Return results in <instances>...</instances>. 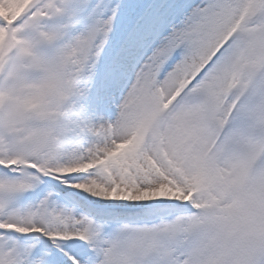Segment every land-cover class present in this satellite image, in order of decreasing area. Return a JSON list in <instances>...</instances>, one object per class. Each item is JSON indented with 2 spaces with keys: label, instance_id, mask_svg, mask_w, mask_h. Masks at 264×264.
<instances>
[{
  "label": "snow or ice",
  "instance_id": "obj_1",
  "mask_svg": "<svg viewBox=\"0 0 264 264\" xmlns=\"http://www.w3.org/2000/svg\"><path fill=\"white\" fill-rule=\"evenodd\" d=\"M0 264H264V0H0Z\"/></svg>",
  "mask_w": 264,
  "mask_h": 264
}]
</instances>
